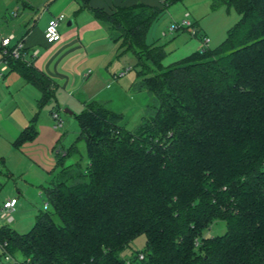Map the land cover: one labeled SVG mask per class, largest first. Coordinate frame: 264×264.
Masks as SVG:
<instances>
[{
    "label": "trees",
    "instance_id": "obj_1",
    "mask_svg": "<svg viewBox=\"0 0 264 264\" xmlns=\"http://www.w3.org/2000/svg\"><path fill=\"white\" fill-rule=\"evenodd\" d=\"M180 1L93 9L136 56L133 88L150 93L156 112L129 129L105 103L85 104L45 189L52 210L28 232L0 228L16 264H126L122 253L141 235L138 264H264V0H216L241 15L225 40L165 65L166 50L147 35ZM11 69L41 89L40 106L54 96L32 64L11 60ZM37 135L35 116L13 145ZM80 142L88 163L67 164ZM218 220L226 232L204 236Z\"/></svg>",
    "mask_w": 264,
    "mask_h": 264
},
{
    "label": "crops",
    "instance_id": "obj_2",
    "mask_svg": "<svg viewBox=\"0 0 264 264\" xmlns=\"http://www.w3.org/2000/svg\"><path fill=\"white\" fill-rule=\"evenodd\" d=\"M138 3L158 6L160 0H47L39 9L24 4L25 22L22 24L24 28L20 35L13 33L17 35V39H24L25 59L32 61L35 68L55 83V93L45 104H52V107L45 109V105L40 106L43 96L41 89L25 79L18 71L8 72L0 82V146L10 144V152H18L22 157L29 158L30 166L38 169L37 178L29 182L31 185L51 186L53 177L57 173V154L62 149L68 148L65 143L68 144L73 139L65 138L62 142L65 136L59 129L64 123L59 113L62 107H65V113L73 115L75 112L65 111L68 109L67 106L75 110H83L87 102H103L112 111L122 114L124 120L126 118V122L124 120L122 122L129 129L135 128L145 115L151 100L150 93L133 88L138 76L129 75L128 72L122 77L119 76V73L126 69L124 62L117 61L118 63L114 64L115 54L119 57L121 49L114 51L116 46L113 42L116 41L93 13V9L96 8L112 12L118 7H131ZM185 3L191 9L187 13H190L196 26L203 35L208 36L198 22L205 15L206 1L185 0ZM202 4H204L203 8ZM26 7L29 8L28 14H25ZM15 15L18 16L19 13ZM60 15H64V20L67 22L60 30L62 39L49 44L44 36L46 26L52 18ZM70 22L72 25H69ZM197 38L201 39L199 36ZM192 47L195 49L198 45ZM35 49L39 52L33 57ZM125 57L127 55L122 56ZM35 116L37 137L16 148L13 141ZM79 130L80 127H77L74 132L76 137ZM0 155L4 159V154ZM68 160L67 164L77 161L76 158ZM6 161L11 164L10 160ZM83 163L86 165L88 159L85 158ZM11 196L16 197L12 193ZM18 206H20L19 199L16 209Z\"/></svg>",
    "mask_w": 264,
    "mask_h": 264
},
{
    "label": "rangeland",
    "instance_id": "obj_3",
    "mask_svg": "<svg viewBox=\"0 0 264 264\" xmlns=\"http://www.w3.org/2000/svg\"><path fill=\"white\" fill-rule=\"evenodd\" d=\"M46 1L47 0H0V33L4 36H10L13 32L20 35L22 28H24L22 24L25 22V19H23L24 4H30L36 7V9H39L44 6ZM201 1H206V3H204L206 5V11L204 9L202 10V12L205 11V15L203 18L201 17L202 19L200 18L198 22L208 34L209 44L207 47L214 49L225 40L228 30L240 19L241 15L234 7H229L224 3L217 4L216 0ZM204 4H202V8ZM188 11H191V9L185 3V0L177 2L170 6L160 19L153 22L149 30L147 43L153 47H163L166 50L167 56L163 60V64L165 65L178 61L190 55L195 50L204 48V41L192 36L190 31L182 28L174 31L170 30L171 27L182 24ZM17 12L19 13L18 16L15 15ZM28 12L29 8L26 7L25 14H28ZM190 18L192 19V17ZM66 24L67 22L65 20L61 21L59 30H62ZM17 40L18 39H15L14 42ZM195 44L198 45V48L193 49L192 46ZM113 45L116 46L115 52L121 49L119 52V57L121 58L117 57L115 54L114 64H117V61H119V63L124 62V64H126L125 68L131 66V70L128 71V74L137 76L140 67L137 65V59L133 52L125 48L122 49L120 42H113ZM125 55H127V57L122 58V56ZM106 66H108V64ZM51 107L52 104L45 105V109ZM64 108L65 107H62L59 111L64 120L63 125L59 127V129L62 130V133L65 135L62 142L65 138H73L68 144L65 143V146L69 147L76 137L74 133L75 130L77 127H80L76 115L80 114L83 110H75L67 106L66 108L71 112H75L73 115H70L64 112ZM155 112L156 107L153 106V102L150 100L145 114L150 115ZM124 121L126 122V118ZM122 123L125 124L124 122ZM79 131H77V133ZM10 146V144L0 146V154H4L3 156L6 157V159L5 157L3 159L0 155V212L4 202L12 198L11 193L20 200V206L17 207V212L13 215V221L9 222L0 218V227L7 225L19 233H25L35 224L38 213L45 211V189L48 188V185H31V183H29L32 182L30 181L31 179L37 178L39 174L38 169L35 168V166H30L31 163L29 158L25 156L22 157L18 152H10ZM79 150L80 154H83L85 159L86 146L84 142L79 143ZM80 154L72 156V159L76 158L79 160ZM23 159L25 160L23 161ZM6 160H10L11 164L7 163ZM68 162L70 161L68 160ZM40 192H43V194ZM48 210H52L50 204ZM59 221L60 220L57 218V222ZM225 232V221L218 220L204 231V236L212 237L222 235ZM145 244V235L137 237L125 249L122 253V257L129 260L131 264H138L137 260H133V256L137 251H142L145 248Z\"/></svg>",
    "mask_w": 264,
    "mask_h": 264
},
{
    "label": "built area",
    "instance_id": "obj_4",
    "mask_svg": "<svg viewBox=\"0 0 264 264\" xmlns=\"http://www.w3.org/2000/svg\"><path fill=\"white\" fill-rule=\"evenodd\" d=\"M64 20V15H60L57 17L52 18L48 25L46 26L44 36L46 39V42L49 44L55 43L62 39L61 32L59 30V24L61 21ZM186 29L190 31L191 35L194 37H198V35L201 36V39L204 41V47L206 48L209 44V38L202 34V32L195 26L194 21L190 18V13L186 14V17L183 19V22L181 25H175L170 28V30L174 31L177 29ZM166 34V33H165ZM17 39V35L15 33H12L10 36H4L0 35V82L4 79L6 74L10 72L11 69V60H23L27 62L28 64H32V61H27L25 59L26 55V47L25 42L23 38H19L16 42L14 40ZM38 50L35 49L33 51V57H36L38 55ZM129 70H131V67L126 68L125 70L121 71L119 73V76H124ZM58 118V115H56ZM18 203V198L13 197L10 199H7L0 212V218L5 219L9 222L13 221V215L16 212V206ZM45 209L49 207L48 203H45L44 205ZM1 249V256H0V264H16L19 263V261L13 257L6 249L4 244H0ZM144 255L141 254V258H143ZM126 264H130L129 261H127Z\"/></svg>",
    "mask_w": 264,
    "mask_h": 264
},
{
    "label": "water",
    "instance_id": "obj_5",
    "mask_svg": "<svg viewBox=\"0 0 264 264\" xmlns=\"http://www.w3.org/2000/svg\"><path fill=\"white\" fill-rule=\"evenodd\" d=\"M69 25H72V22H70ZM65 111L71 113V111H69L68 109H65Z\"/></svg>",
    "mask_w": 264,
    "mask_h": 264
}]
</instances>
